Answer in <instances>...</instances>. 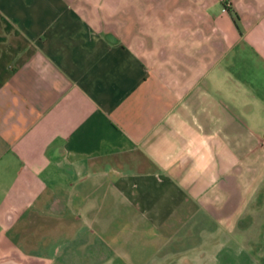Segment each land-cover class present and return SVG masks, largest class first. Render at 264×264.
<instances>
[{
	"label": "crops",
	"instance_id": "0c3cea01",
	"mask_svg": "<svg viewBox=\"0 0 264 264\" xmlns=\"http://www.w3.org/2000/svg\"><path fill=\"white\" fill-rule=\"evenodd\" d=\"M263 260L264 0H0V264Z\"/></svg>",
	"mask_w": 264,
	"mask_h": 264
},
{
	"label": "rangeland",
	"instance_id": "374dc122",
	"mask_svg": "<svg viewBox=\"0 0 264 264\" xmlns=\"http://www.w3.org/2000/svg\"><path fill=\"white\" fill-rule=\"evenodd\" d=\"M246 227V226H245ZM248 229V234H254L258 232L259 227H246ZM264 263V260L262 261Z\"/></svg>",
	"mask_w": 264,
	"mask_h": 264
},
{
	"label": "built area",
	"instance_id": "2783aa9c",
	"mask_svg": "<svg viewBox=\"0 0 264 264\" xmlns=\"http://www.w3.org/2000/svg\"><path fill=\"white\" fill-rule=\"evenodd\" d=\"M226 8H227V5L225 4L222 11L225 12Z\"/></svg>",
	"mask_w": 264,
	"mask_h": 264
},
{
	"label": "trees",
	"instance_id": "16d2710c",
	"mask_svg": "<svg viewBox=\"0 0 264 264\" xmlns=\"http://www.w3.org/2000/svg\"><path fill=\"white\" fill-rule=\"evenodd\" d=\"M234 21H235V19H234Z\"/></svg>",
	"mask_w": 264,
	"mask_h": 264
}]
</instances>
